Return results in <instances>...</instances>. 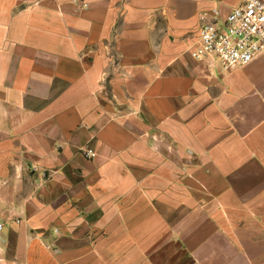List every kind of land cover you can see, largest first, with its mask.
Here are the masks:
<instances>
[{
  "label": "crops",
  "instance_id": "1",
  "mask_svg": "<svg viewBox=\"0 0 264 264\" xmlns=\"http://www.w3.org/2000/svg\"><path fill=\"white\" fill-rule=\"evenodd\" d=\"M244 2L0 0V264H264V52L192 55Z\"/></svg>",
  "mask_w": 264,
  "mask_h": 264
},
{
  "label": "built area",
  "instance_id": "2",
  "mask_svg": "<svg viewBox=\"0 0 264 264\" xmlns=\"http://www.w3.org/2000/svg\"><path fill=\"white\" fill-rule=\"evenodd\" d=\"M200 21L199 38L192 52L197 60L212 58L223 71H231L249 65L264 52V0H245L225 16L214 9L201 14ZM86 153L92 156L94 151L88 149ZM3 228L0 223V231Z\"/></svg>",
  "mask_w": 264,
  "mask_h": 264
}]
</instances>
